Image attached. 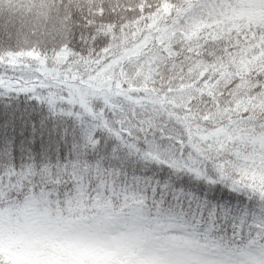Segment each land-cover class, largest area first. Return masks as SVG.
Instances as JSON below:
<instances>
[{
    "label": "snow or ice",
    "instance_id": "snow-or-ice-1",
    "mask_svg": "<svg viewBox=\"0 0 264 264\" xmlns=\"http://www.w3.org/2000/svg\"><path fill=\"white\" fill-rule=\"evenodd\" d=\"M0 264H264V0H0Z\"/></svg>",
    "mask_w": 264,
    "mask_h": 264
}]
</instances>
